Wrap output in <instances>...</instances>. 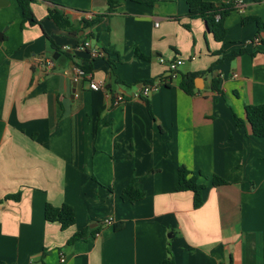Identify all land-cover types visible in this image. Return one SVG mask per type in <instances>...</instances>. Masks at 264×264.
<instances>
[{
  "label": "crops",
  "instance_id": "0c3cea01",
  "mask_svg": "<svg viewBox=\"0 0 264 264\" xmlns=\"http://www.w3.org/2000/svg\"><path fill=\"white\" fill-rule=\"evenodd\" d=\"M152 1L32 0L35 26L16 0L0 6V263L264 264V138L233 118L264 105V0H204L242 2L223 41L185 0ZM160 58L185 64L150 113L134 96L168 74ZM188 74L194 95L180 88ZM181 167L206 187L199 209L178 192ZM132 181L144 193L133 204ZM47 205L71 206L75 224L48 222Z\"/></svg>",
  "mask_w": 264,
  "mask_h": 264
},
{
  "label": "trees",
  "instance_id": "16d2710c",
  "mask_svg": "<svg viewBox=\"0 0 264 264\" xmlns=\"http://www.w3.org/2000/svg\"><path fill=\"white\" fill-rule=\"evenodd\" d=\"M22 10L23 22L29 23L32 26L38 25L39 21L36 18L32 8V0H16ZM139 3L152 5L154 2L152 0H135ZM189 6V17L192 19H203L208 23L210 31L214 34L218 41H223L226 37L227 30L225 28L224 22L226 17L230 12L236 10L238 11L237 3H227L216 5L213 3L206 2L204 0H185ZM111 3L113 1H110ZM53 14V13H52ZM218 17H220L218 19ZM61 21V18L58 19ZM246 23V22H244ZM258 26L263 27V25L257 20ZM259 39V38H258ZM260 40V39H259ZM261 42V40H260ZM82 70L86 73H90L93 67L90 62H87L82 66ZM197 74H188L183 76L180 88L189 95H194L195 93V79ZM152 84V83H150ZM149 85V84H148ZM148 105V109L151 113V106L149 103V98H144ZM246 120L240 119L237 115L233 114L235 123L244 127L246 124L250 125L252 129V134L258 138H264V105L257 106H247L245 108ZM214 186L227 185V181L214 177L212 179ZM205 186L198 183V177L189 171L186 167H181L179 169V184L178 192H192L194 194V208L199 209L204 204L203 192ZM144 198V193L136 189L135 181H132L122 193V200L126 203H135L141 201ZM45 218L48 222H58L63 230L72 227L76 222V214L74 209L69 205H64L61 208H55L52 205H47L45 208ZM122 228V225H117L116 230ZM94 233L91 235L93 236ZM87 236V232H82L75 235L69 244H72L76 240L83 239ZM3 264V263H0ZM161 264H175L172 260L168 259L163 261Z\"/></svg>",
  "mask_w": 264,
  "mask_h": 264
},
{
  "label": "built area",
  "instance_id": "2783aa9c",
  "mask_svg": "<svg viewBox=\"0 0 264 264\" xmlns=\"http://www.w3.org/2000/svg\"><path fill=\"white\" fill-rule=\"evenodd\" d=\"M238 9L242 6L241 1H236ZM220 17H218L219 19ZM88 20L92 19V16H88ZM260 40L255 39L253 43L259 44ZM81 51H88L90 53L91 59H97L100 57V51L96 48L91 46L90 41H86L82 46L79 48ZM39 64L42 68L45 69L47 72H51L56 68V62L50 58H40L38 59ZM160 62L162 64H166L168 67V74L157 79L152 84L144 86L135 96L134 98H149L150 95L160 91L163 87L169 86L172 81L178 77V71L181 66L185 64V60L179 58L177 60L167 62L164 58H160ZM87 73L81 69L76 71L75 81H78L79 78L85 76ZM237 77V76H236ZM104 86L98 83H93L91 85V89L94 91H98L100 89H104ZM125 102V97L123 95H119L116 99L115 105H120ZM114 224V220L112 218H108L104 221L105 226H112ZM64 261V260H62Z\"/></svg>",
  "mask_w": 264,
  "mask_h": 264
},
{
  "label": "water",
  "instance_id": "95a60500",
  "mask_svg": "<svg viewBox=\"0 0 264 264\" xmlns=\"http://www.w3.org/2000/svg\"><path fill=\"white\" fill-rule=\"evenodd\" d=\"M4 2H5V0H0V6H2V5L4 4ZM0 40H2V34H0ZM55 59H56V60L58 61V63L61 64V65L66 66V65L68 64L66 58H64V57H60V58H57V57H56ZM62 61H64L63 64H62Z\"/></svg>",
  "mask_w": 264,
  "mask_h": 264
}]
</instances>
